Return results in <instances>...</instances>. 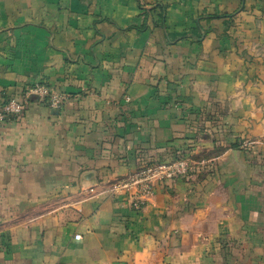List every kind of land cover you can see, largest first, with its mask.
<instances>
[{
  "label": "crops",
  "instance_id": "1",
  "mask_svg": "<svg viewBox=\"0 0 264 264\" xmlns=\"http://www.w3.org/2000/svg\"><path fill=\"white\" fill-rule=\"evenodd\" d=\"M37 84L65 100L0 123V264H264V0H0V106Z\"/></svg>",
  "mask_w": 264,
  "mask_h": 264
},
{
  "label": "built area",
  "instance_id": "2",
  "mask_svg": "<svg viewBox=\"0 0 264 264\" xmlns=\"http://www.w3.org/2000/svg\"><path fill=\"white\" fill-rule=\"evenodd\" d=\"M32 97L47 102L54 111H60L65 100V95L56 93L47 86L34 85L28 88L20 99H11L0 106V123L11 122L21 116ZM193 166L189 158L146 166L119 181L115 190L131 196L133 207L139 210L155 194L158 184L188 177ZM76 239H80V236Z\"/></svg>",
  "mask_w": 264,
  "mask_h": 264
}]
</instances>
